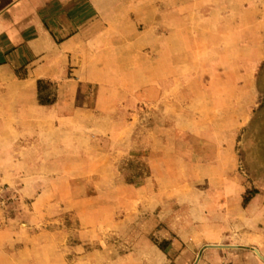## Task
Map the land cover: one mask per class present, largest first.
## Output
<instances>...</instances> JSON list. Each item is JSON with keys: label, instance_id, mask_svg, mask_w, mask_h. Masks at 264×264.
I'll return each instance as SVG.
<instances>
[{"label": "rangeland", "instance_id": "obj_1", "mask_svg": "<svg viewBox=\"0 0 264 264\" xmlns=\"http://www.w3.org/2000/svg\"><path fill=\"white\" fill-rule=\"evenodd\" d=\"M76 1L61 113L0 134V264H264V0Z\"/></svg>", "mask_w": 264, "mask_h": 264}, {"label": "crops", "instance_id": "obj_2", "mask_svg": "<svg viewBox=\"0 0 264 264\" xmlns=\"http://www.w3.org/2000/svg\"><path fill=\"white\" fill-rule=\"evenodd\" d=\"M75 3L78 2L0 0L1 135L18 132L23 124L37 125L48 113L55 120L61 113V93L56 104L41 103L40 99L47 83L58 86L66 83L69 57L76 54L78 42L82 40L83 35L72 27L77 11L62 9L60 14L56 11L58 6ZM64 16L65 22L60 23L59 18ZM36 128L34 132L38 134L40 131Z\"/></svg>", "mask_w": 264, "mask_h": 264}, {"label": "trees", "instance_id": "obj_3", "mask_svg": "<svg viewBox=\"0 0 264 264\" xmlns=\"http://www.w3.org/2000/svg\"><path fill=\"white\" fill-rule=\"evenodd\" d=\"M40 101L42 102V103H52L51 101H44V100H42V99H40Z\"/></svg>", "mask_w": 264, "mask_h": 264}, {"label": "water", "instance_id": "obj_4", "mask_svg": "<svg viewBox=\"0 0 264 264\" xmlns=\"http://www.w3.org/2000/svg\"><path fill=\"white\" fill-rule=\"evenodd\" d=\"M208 246H219V245H208Z\"/></svg>", "mask_w": 264, "mask_h": 264}]
</instances>
